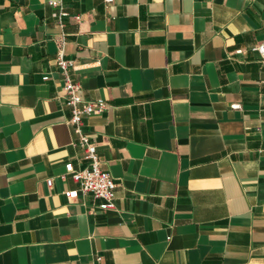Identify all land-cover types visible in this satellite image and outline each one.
<instances>
[{"label":"crops","instance_id":"obj_1","mask_svg":"<svg viewBox=\"0 0 264 264\" xmlns=\"http://www.w3.org/2000/svg\"><path fill=\"white\" fill-rule=\"evenodd\" d=\"M49 1L0 0V264H264V0ZM61 33L114 210L64 194Z\"/></svg>","mask_w":264,"mask_h":264},{"label":"built area","instance_id":"obj_2","mask_svg":"<svg viewBox=\"0 0 264 264\" xmlns=\"http://www.w3.org/2000/svg\"><path fill=\"white\" fill-rule=\"evenodd\" d=\"M105 2L109 4L113 0H105ZM48 4L54 9L53 16L57 19L59 27L63 28V19L68 16L63 0H50ZM56 41L58 45L56 65L63 81L62 97L71 113L68 124L73 134L72 146L82 152V160L86 162L85 166L78 169L71 162L66 164V172L60 175V178L64 180L67 175H70L73 181L78 184V188L65 191L64 194L70 201L77 199L79 193L90 194L94 199L101 201L99 208L102 211L114 210L116 208V179L102 168L97 144L86 130L87 119L90 116L104 113L109 104L104 99L89 101L81 96V84L72 77L76 62L74 59L68 58L65 53L66 34L61 33ZM255 49L264 54V45ZM232 108L240 109V105H232ZM47 185L52 187V179L47 180ZM96 259L100 260L99 257Z\"/></svg>","mask_w":264,"mask_h":264}]
</instances>
